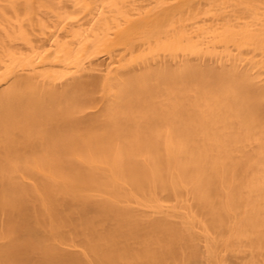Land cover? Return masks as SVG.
<instances>
[{
	"label": "bare ground",
	"instance_id": "obj_1",
	"mask_svg": "<svg viewBox=\"0 0 264 264\" xmlns=\"http://www.w3.org/2000/svg\"><path fill=\"white\" fill-rule=\"evenodd\" d=\"M0 264H264V0H0Z\"/></svg>",
	"mask_w": 264,
	"mask_h": 264
}]
</instances>
